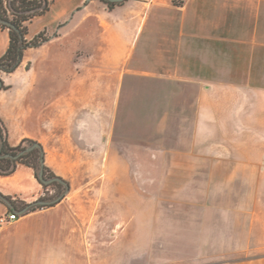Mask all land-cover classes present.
Instances as JSON below:
<instances>
[{"label":"crops","instance_id":"obj_1","mask_svg":"<svg viewBox=\"0 0 264 264\" xmlns=\"http://www.w3.org/2000/svg\"><path fill=\"white\" fill-rule=\"evenodd\" d=\"M50 1V11L32 19L42 25L26 38L40 31L51 37L26 48L13 72L1 73L7 88L0 90V117L11 146L35 140L55 175L98 177V161L110 159L109 151L78 157L68 147L78 131L82 142L112 141L115 96L126 76L139 75L172 89L191 86L192 135L186 150H155V196L133 218L128 196L99 197L107 185L71 178L52 206L21 214L0 201V215H18L0 226V264H264L259 178L249 184V211L241 200L191 194L206 188L191 183L199 176H264V0H124L111 9L102 0H60L53 15L58 0ZM7 45L0 28V57ZM74 159L97 163L68 167ZM178 191L186 195L176 198ZM0 193L29 204L43 187L31 167L17 164L0 175Z\"/></svg>","mask_w":264,"mask_h":264},{"label":"rangeland","instance_id":"obj_2","mask_svg":"<svg viewBox=\"0 0 264 264\" xmlns=\"http://www.w3.org/2000/svg\"><path fill=\"white\" fill-rule=\"evenodd\" d=\"M54 1V0H53ZM62 2L58 0L53 6L50 14L60 11ZM50 11V9H49ZM40 20H33L29 26L28 34L34 33L41 26ZM122 87V95L115 96V104L118 107V115L115 120L112 141L109 144L99 143L89 144L82 142V137L77 135L72 137L68 151L74 155H86L91 149L99 155L106 156L110 153V159L99 160L98 167L100 174L98 177L91 175H70L66 178L61 177L69 183L67 178L75 182H92L105 186L100 191L99 197L109 195L114 199H122L128 196L131 200V216L137 215L142 201L154 198L155 196V172L156 163L154 153L156 149L163 150H186L189 147L192 135V123L195 118L196 96L192 94L190 85L180 83L176 88L171 87L170 83L143 79L142 76H126ZM128 92H131L130 94ZM102 98V97H100ZM80 130V129H78ZM101 132L102 129L99 128ZM253 150L261 152V145H252ZM70 168H91L95 160L74 159L65 161ZM182 160H176L175 167H181ZM194 166L196 161H191ZM199 164H201L199 162ZM159 167H166L165 161ZM194 166H190L191 168ZM210 166L204 164V167ZM213 167V165H212ZM217 167V166H215ZM107 168L113 169V175H107ZM73 171H76L73 169ZM77 172V171H76ZM79 172V171H78ZM98 178V179H96ZM181 178L185 177H180ZM189 178V177H188ZM200 181L193 179L191 183H202L206 185L204 191L195 192L201 198L211 200H241L244 211H249V201L254 198L255 192L250 190L249 184L256 183L264 186V176H235L229 180L219 176H199ZM96 179V180H94ZM94 180V181H92ZM228 184V188L219 190V184ZM43 187V186H42ZM55 186L43 187V193L54 194ZM68 192L65 191V194ZM163 198H167L170 193H162ZM176 198L184 197L185 192H175ZM260 198H264V191L258 192ZM145 210L142 207V211ZM138 226V224H136ZM132 250L137 248L138 239L133 237L132 231Z\"/></svg>","mask_w":264,"mask_h":264},{"label":"trees","instance_id":"obj_3","mask_svg":"<svg viewBox=\"0 0 264 264\" xmlns=\"http://www.w3.org/2000/svg\"><path fill=\"white\" fill-rule=\"evenodd\" d=\"M102 1L106 3L107 7L110 9L121 3ZM50 4V0H0V28L7 30L8 33V45L4 54L0 57V90L7 88L1 79V73L13 72L19 66L26 48L38 47L51 37V35L46 34L45 31H40L31 39L26 38L28 23H30L34 17L42 15L49 10ZM7 137V127L0 117V175H10L14 172L17 164H24L34 170V175L38 180L40 159L44 154L40 143L29 138H24L16 146H11L8 143ZM32 144H36V146L22 153L16 159L5 156L6 154L15 155ZM43 171L46 178L57 176L45 164H43ZM40 184L43 187L49 185L55 186L56 191L54 194L50 195L43 193L39 199L53 200L58 197H60V199L47 205L33 206L30 210L40 209L58 203L65 196V191L69 189V185L66 181L65 184L56 181L47 185L43 183ZM1 198L10 202L12 204L11 208L14 210L17 208H24L27 205L11 196L0 193V201L4 202Z\"/></svg>","mask_w":264,"mask_h":264},{"label":"water","instance_id":"obj_4","mask_svg":"<svg viewBox=\"0 0 264 264\" xmlns=\"http://www.w3.org/2000/svg\"><path fill=\"white\" fill-rule=\"evenodd\" d=\"M88 1V0H87ZM104 1H107V2H114V3H119V2H122L124 0H104ZM36 146V144H32L28 147H26L25 149H23L22 151L18 152L17 154L15 155H12V154H6L5 156L7 157H10V158H13V159H16L19 155H21L22 153L26 152V151H29L31 150L32 148H34ZM1 155V154H0ZM43 164H44V157L42 156L41 159H40V170L38 172V180L40 181V183H43V184H50L52 182H59V183H63L65 184V181L60 178V177H50V178H46L44 176V171H43ZM9 207H12V204L10 202H8L6 199L4 198H1ZM60 197L56 198V199H53V200H43V199H38L32 203H29L27 204L21 211L20 213H25L27 210H29L31 207L33 206H38V205H47V204H50V203H53L57 200H59Z\"/></svg>","mask_w":264,"mask_h":264},{"label":"built area","instance_id":"obj_5","mask_svg":"<svg viewBox=\"0 0 264 264\" xmlns=\"http://www.w3.org/2000/svg\"><path fill=\"white\" fill-rule=\"evenodd\" d=\"M18 218V215L14 212H8L0 215V226L8 224L10 221Z\"/></svg>","mask_w":264,"mask_h":264}]
</instances>
